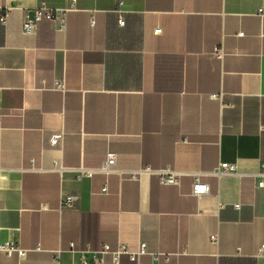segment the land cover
I'll return each instance as SVG.
<instances>
[{"label": "crops", "instance_id": "crops-1", "mask_svg": "<svg viewBox=\"0 0 264 264\" xmlns=\"http://www.w3.org/2000/svg\"><path fill=\"white\" fill-rule=\"evenodd\" d=\"M40 2L71 0H0V13L9 8L0 20V242L27 249L22 258L0 250V264H73L70 241H143L142 264H264V188L252 176L205 172L209 192L190 194L194 173L219 161L243 172L264 161V0H75L63 30L42 19L23 33ZM59 76L64 90L53 85ZM108 150L119 167L185 173L169 184L154 172L77 178L52 168L97 165ZM31 157L41 170L25 168ZM62 192L79 199L60 207ZM119 264L136 262L122 253Z\"/></svg>", "mask_w": 264, "mask_h": 264}, {"label": "built area", "instance_id": "built-area-1", "mask_svg": "<svg viewBox=\"0 0 264 264\" xmlns=\"http://www.w3.org/2000/svg\"><path fill=\"white\" fill-rule=\"evenodd\" d=\"M74 1L71 0L69 5L63 7H53L47 5L45 2H40L33 9L32 17L26 18L22 22L21 30L23 33H35L37 29V24L42 19H47L52 21L57 29L63 30L66 25V13L69 10L74 9ZM9 8H6L0 13V20L5 22L8 16ZM123 7L122 1L118 2V7L116 8L117 12V21L120 25L124 24L123 16ZM256 13L264 17V4L259 5L256 9ZM91 22H94L93 16H91ZM242 34V31L239 32ZM215 51L218 55L222 54V47L216 46ZM2 65L0 64V69ZM55 88L64 90L65 89V80L63 76L56 77L53 81ZM212 96H219L218 94H212ZM63 131H56L52 133L48 138V145L54 146L62 140ZM34 157L29 159L30 165L25 167L26 169L31 170H41L42 167L36 166L34 164ZM53 169H56L60 173L63 171H71L75 174L77 178L81 177H91L95 173L108 174L116 172L118 174H126L130 178L137 179L140 174L144 172H154L158 175L159 181L161 183L177 184L179 182L180 176L185 173V171L177 169L171 165H164L161 167L153 168L148 164H142L135 168H124L117 165V152L114 150H108L105 153L104 159L97 165L87 166V165H77V166H63L54 161L52 166ZM212 173L220 174L224 172L236 173L239 175L248 174L253 177L255 185L257 187L264 188V161L260 163V166L257 170L253 172H243L238 169V166L235 162L231 161H219L218 165L210 171H200L194 173V179L190 185V194L200 196L209 192V185L207 182L199 179V174L202 173ZM104 185V189H105ZM79 199V194L76 192H62L59 199L60 207H67L73 205ZM235 207L239 206V203H234ZM42 209H47V203H42L40 205ZM212 238H215V235H212ZM69 250L76 251L78 253L77 262L73 264H119L120 255L122 253H127L131 260H134L136 264H142L140 261V256L144 253H147L145 242H140L137 248L130 249L124 244L118 245L116 248L110 247L108 243H102L97 248H92L90 246H85L83 248L75 249L74 241H70ZM35 249H41L39 243H37ZM0 250L5 251L8 255L16 253L19 258H22L26 255L27 249L19 246L13 240H7L0 242ZM63 249H56V254L54 257H58L59 253ZM258 255L264 256V242L261 243Z\"/></svg>", "mask_w": 264, "mask_h": 264}, {"label": "water", "instance_id": "water-1", "mask_svg": "<svg viewBox=\"0 0 264 264\" xmlns=\"http://www.w3.org/2000/svg\"><path fill=\"white\" fill-rule=\"evenodd\" d=\"M30 14H31V16L33 15V10H30Z\"/></svg>", "mask_w": 264, "mask_h": 264}]
</instances>
